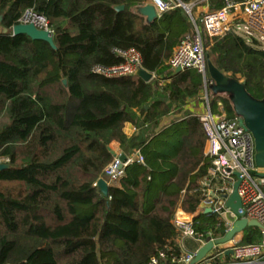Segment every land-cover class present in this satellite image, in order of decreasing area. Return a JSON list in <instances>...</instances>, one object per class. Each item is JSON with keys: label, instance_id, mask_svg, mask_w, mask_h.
Listing matches in <instances>:
<instances>
[{"label": "trees", "instance_id": "1", "mask_svg": "<svg viewBox=\"0 0 264 264\" xmlns=\"http://www.w3.org/2000/svg\"><path fill=\"white\" fill-rule=\"evenodd\" d=\"M145 2L0 0V26L8 30L0 32V164L9 166L0 169V264H149L158 251L182 252L172 219L178 208L196 212L207 136L185 106L199 97L203 76L168 64L195 32L184 9L146 24L132 11ZM27 9L47 18L55 48L11 34ZM202 35L208 55H218L213 64L264 100V49L233 35L232 55ZM114 48H135L154 79L92 72L121 61ZM127 122L135 127L129 137ZM112 142L139 151L143 163L128 165L104 195L94 183L114 158ZM260 238L250 228L241 241Z\"/></svg>", "mask_w": 264, "mask_h": 264}, {"label": "built area", "instance_id": "2", "mask_svg": "<svg viewBox=\"0 0 264 264\" xmlns=\"http://www.w3.org/2000/svg\"><path fill=\"white\" fill-rule=\"evenodd\" d=\"M222 2L219 9L206 11L202 18L204 31L210 41L213 42L230 31L247 44L255 40L264 49V0ZM146 3L154 6L158 17L175 7H182L191 16L193 6L179 0H146ZM18 23L33 24L37 29L53 35L47 18L33 9L25 10ZM254 32L258 34V38L254 37ZM113 52L121 58L119 63L112 66L97 65L92 68V72L106 77L136 76L135 72L142 66L139 52L135 48H114ZM168 64L172 70L192 69L203 76L204 99L208 106L207 90L213 82L207 75L204 39L199 28L196 27L191 37L185 38L175 47ZM221 105L220 103L219 106ZM199 118L207 135L203 150L204 173L199 180L202 197L195 213L178 208L172 219L180 239H191L196 247L193 250L182 249L179 255L158 251L150 258L149 264H165L168 255L170 264H264V167H258L255 163L254 138L239 125V116L233 111L232 105L231 113L222 108L216 111L208 108ZM133 162L143 163L139 151L129 154L120 152L103 169L98 179H103L107 185L118 183L126 167ZM237 180L241 215L226 204ZM94 185L97 186V181ZM198 212L207 214L209 219L195 222L194 216ZM241 218L255 221L259 226L246 227L230 240L218 242L233 223ZM249 228L259 230V242L241 241ZM209 241L212 243L210 250L199 262L193 263L198 249Z\"/></svg>", "mask_w": 264, "mask_h": 264}, {"label": "water", "instance_id": "3", "mask_svg": "<svg viewBox=\"0 0 264 264\" xmlns=\"http://www.w3.org/2000/svg\"><path fill=\"white\" fill-rule=\"evenodd\" d=\"M116 11L124 9L123 5L115 6ZM132 11L141 16L144 23L149 24L154 22L158 16L155 8L150 3H144L136 5L132 8ZM0 16V20H1ZM3 32H7V29H3ZM12 35L24 34L32 40H40L48 43L52 48H55L53 35L45 30L37 29L33 24H21L18 23L10 29ZM206 65L209 78L212 80L210 90L213 94H226L232 105L233 111L239 116V125L245 130L249 131L255 142V163L258 167H264V100H259L252 97L245 89L244 82H240L234 78H231L221 72L206 56ZM180 71L179 68L175 70ZM135 75L145 82L150 81L153 78V74L142 66L137 69ZM65 84L66 81L64 80ZM121 159H124L121 156ZM7 164H0V169L8 168ZM239 180L233 185V192L231 193L227 206L230 207L235 213L241 215L239 211L241 209L240 199L237 193V186ZM97 186L101 192L106 195L108 185L103 179L97 180ZM209 210H207L208 212ZM258 227L259 225L255 221H247L245 218L236 220L225 236L218 240V242H226L230 240L236 233L243 231L246 227ZM212 243L209 241L206 245L196 252L193 263H197L201 258L210 250Z\"/></svg>", "mask_w": 264, "mask_h": 264}, {"label": "crops", "instance_id": "4", "mask_svg": "<svg viewBox=\"0 0 264 264\" xmlns=\"http://www.w3.org/2000/svg\"><path fill=\"white\" fill-rule=\"evenodd\" d=\"M209 2H210V0H193L192 2H190V4H193L192 8L196 7L195 14L192 12V9H191V16L188 15V13L184 10L189 17V20L192 24V28L194 29V31H195V28L197 27L201 30L202 34L205 32L203 22H202V18H203V15L205 14L206 11H210L209 10V8H210ZM1 31H2V28L0 26V32ZM233 35L234 34L229 31V32H226L222 37H220L216 40L217 41L216 43L220 44L223 49H227V52L231 53L232 55H234L236 52V42L234 40ZM223 49H221V51H224ZM172 71H175V70H172ZM154 77L155 76L153 74V78ZM153 78L151 80H153ZM203 86H204V83H203ZM203 86H202V89L199 93L198 98H191L188 100L187 105L185 106V110H188L189 112H191L195 115H198V116L201 114H204L208 110V108L212 111H216V110H219L221 108L226 110L225 105H224V101H223L224 97H221V94L215 96L216 99H215V106L214 107H212V104L210 103V101L208 102V106H207L205 100L201 101L202 98H200V97L203 94V90H204ZM209 89H210V87H209ZM210 95H211V97L214 96V94L211 92V90H210ZM223 95H225V94H223ZM220 103L222 104L221 106H219ZM204 104H206V105H204ZM204 106L206 109H204ZM167 121H168V119L165 122H167ZM123 132L129 137L135 133V127L131 123L127 122L123 126ZM111 145L118 147L117 142H112ZM179 245H180L181 249H188V250H193L196 247L195 243L191 239H187V238L182 239L179 242Z\"/></svg>", "mask_w": 264, "mask_h": 264}, {"label": "rangeland", "instance_id": "5", "mask_svg": "<svg viewBox=\"0 0 264 264\" xmlns=\"http://www.w3.org/2000/svg\"><path fill=\"white\" fill-rule=\"evenodd\" d=\"M186 5H190V3L189 4H186ZM192 12L195 14V12H196V7H193L192 8ZM205 33V32H204ZM206 34V33H205ZM205 36V35H204ZM254 37L255 38H258V34L256 33V32H254ZM204 40L206 41V38H204ZM208 53H209V49L208 48H206L205 47V54H206V56H208V58L211 60V62L213 63V61H215V60H218V55L217 54H211L210 56L208 55ZM154 79V78H153ZM209 89V88H208ZM207 95H208V99H209V101H211L212 100V97H211V95H210V89L209 90H207ZM221 97H224V98H227L228 99V96L225 94V95H223V94H221ZM200 98H202V100L201 101H204L205 99V94H204V92H203V94L201 95V97ZM204 105H206V104H204ZM204 109H206L205 108V106H204ZM111 150L114 152V156L116 155V154H118V153H120V152H122L123 154H129V153H131V152H129L128 150H126V149H124V148H121L119 145H118V147L117 146H112L111 145ZM0 163H6V158H0ZM4 187V186H6V184L5 183H2V184H0V187ZM183 209V208H182ZM250 229V228H249ZM248 230V229H247ZM180 241H181V239H179ZM186 245V244H185Z\"/></svg>", "mask_w": 264, "mask_h": 264}]
</instances>
